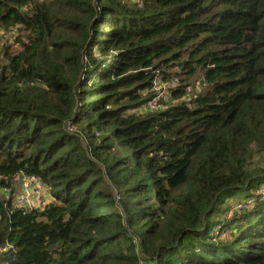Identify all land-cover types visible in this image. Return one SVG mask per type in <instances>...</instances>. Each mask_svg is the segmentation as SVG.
<instances>
[{"label": "trees", "instance_id": "16d2710c", "mask_svg": "<svg viewBox=\"0 0 264 264\" xmlns=\"http://www.w3.org/2000/svg\"><path fill=\"white\" fill-rule=\"evenodd\" d=\"M263 185L264 0H0V264H264Z\"/></svg>", "mask_w": 264, "mask_h": 264}, {"label": "built area", "instance_id": "2783aa9c", "mask_svg": "<svg viewBox=\"0 0 264 264\" xmlns=\"http://www.w3.org/2000/svg\"><path fill=\"white\" fill-rule=\"evenodd\" d=\"M171 85H174V84L172 83ZM154 89L156 91L160 90L158 85H156ZM161 94H163V93L161 92ZM158 95H159V93H157V95L154 96L153 107H154V104L159 100V96ZM18 178H20V177H18ZM22 182H23L24 192L19 197V201H20V198H21V202H22V204H20V205L28 206V207H36L35 205H31L35 198H41L39 191H34L33 189H31V183H32L33 187L37 186L36 185V183H37L36 179L34 177H32V176L31 177L27 176V177L22 179ZM261 187H264V186H261ZM258 194H259L260 199H264V190L261 193H259V191H258ZM254 198L255 197H251V198H248L246 200L244 199L241 202L235 203L234 205L232 204V206L230 208V211H229V216L232 217L234 215L235 210L238 209V208H236V204L241 206L240 208H242V207L245 208V207H248V204ZM253 202L250 205H252Z\"/></svg>", "mask_w": 264, "mask_h": 264}, {"label": "rangeland", "instance_id": "374dc122", "mask_svg": "<svg viewBox=\"0 0 264 264\" xmlns=\"http://www.w3.org/2000/svg\"><path fill=\"white\" fill-rule=\"evenodd\" d=\"M32 177H34V176H32ZM34 178L36 179V182H37L36 185L37 186L36 187H33L32 186V183H31V189H33L34 191H39L41 198H35L34 201H33V203L31 205H35L36 207H42V206H44L45 204H47L48 202L51 201L50 191H49L48 186L41 179H37V177H34ZM14 181H15V185L17 186V193L14 196L15 202H17L18 204H22L21 198H20V201H19L20 195L24 192V187H23L22 179L18 178V176H17V177L14 178ZM263 190H264V187H260L259 188V193H261ZM239 197L240 196H234V197H232L231 198L232 200L230 202V206H231V203L233 205L235 203H238V199L237 198H239ZM257 198H260V197H255L253 200H251L250 203L248 204V207ZM240 207L241 206H239L238 204H236V208H238L237 210H240L241 209ZM213 229L215 230V226L213 227Z\"/></svg>", "mask_w": 264, "mask_h": 264}]
</instances>
